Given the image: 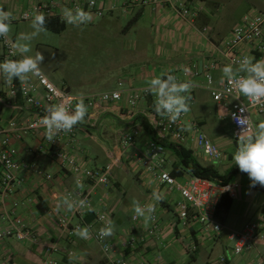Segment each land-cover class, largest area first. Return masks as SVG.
<instances>
[{
  "label": "crops",
  "instance_id": "obj_1",
  "mask_svg": "<svg viewBox=\"0 0 264 264\" xmlns=\"http://www.w3.org/2000/svg\"><path fill=\"white\" fill-rule=\"evenodd\" d=\"M41 1L47 4L53 3L59 15L64 7L71 8V0H0V7L5 11H11L16 17L11 25L26 24L31 23L32 19L20 21L19 17ZM96 1L98 6L105 10L104 16L96 18L91 24H86L87 26H92L100 20L105 21L107 18H110V21L114 18H131L120 33H112L115 37H122V40H129L127 45L123 44V47L119 42L121 47L115 48L111 53L119 60L117 67L112 65L116 67V73L112 75L117 80L111 84H96L95 87H76V93H72L69 86L58 85L49 76L47 77L56 86L67 89L77 97L81 93L88 97L121 92L122 99L119 102L101 104L100 108L94 111L88 109L84 122L75 126L77 141L75 155L84 166L89 169L94 166V169L99 170L115 163L109 189L106 192L95 191L93 194L94 212L106 210L111 212L110 220L115 225V231L112 237H108L109 240L120 252L121 240L134 228L132 216L135 212L129 215L128 211L134 208L133 200H137L141 205L155 204L162 227V239L159 241L147 239L142 242L139 258L154 262L160 258L158 254L171 250L172 254H175L174 260L166 263L160 258L166 264H189L191 261L197 262L198 259H202L205 264H264L263 241L254 242L251 248L241 255H235L234 242L229 239L232 231H241L248 223H264V192L250 186L251 181L246 173L240 172L232 181L238 186L236 197L232 198L229 212L224 217L217 218L223 224L224 230L215 235L198 224H182L176 210V204L182 200L179 193L170 192L165 186L159 184L151 173L134 160L135 150L132 147L123 146L120 141L124 132L135 125H143L144 122L148 124L150 114L156 113L154 108L156 98L149 92V95L145 96L135 109L134 120H126L124 115L131 111L128 105L129 95L134 90H148V81L160 76L161 73H169L174 75L178 82H188L192 85L190 111L185 121L188 138L184 147L191 150L197 161L204 166L219 164L220 169H217L221 174L227 173L235 166L233 154H227L224 151L225 158L221 162H213L204 156L196 147L193 131V126L198 124L210 137L204 130L207 126L205 120L198 119L194 115L192 106L205 97L213 101L205 82L206 75L210 74L213 85L218 87L226 81H221L223 67L231 64L229 56L231 53H228L224 43L231 37L239 22L231 27L232 18H221L217 14L225 8V0H200L204 9L194 25L167 8L136 7L124 13L123 7L129 0ZM59 20L62 21L61 17ZM132 21L134 22L130 24ZM133 28L137 30L132 32ZM204 29L207 31L204 32ZM2 54L0 47V56ZM233 54L234 52L231 56ZM235 54L253 56L249 45H242ZM211 66L214 68L211 69ZM194 73L198 75L194 76ZM32 80L31 77L29 81ZM9 86L0 77V93L5 97L8 96ZM242 97L247 103V98L243 95ZM213 103L219 116L229 121L235 141L234 128L229 119L231 102L218 104L213 101ZM251 113L255 125L264 121V113ZM31 117L30 111H18L0 105V123L4 129H7L12 121L23 122ZM89 120H97V125L91 127ZM44 137L45 131L40 130L36 134L25 136L21 142L15 143L19 160L28 162L31 170L19 172V178L23 180V183L9 204L11 205L14 201L19 203L15 210L16 216L20 217L43 243L48 241L58 243L60 251L50 256L58 264H104V256L92 237L88 240L76 235L70 239L59 237L58 220L69 211L66 206L60 207L59 211L56 208L66 198V192L73 191L76 184L74 176L63 171L52 157L39 154L38 147L42 144ZM151 140L150 135L143 131L136 140L137 149L145 150ZM168 156L172 162H175L169 153ZM171 168L172 166H169L167 169L170 171ZM39 171L51 175L52 179L46 181L43 176L36 173ZM1 175L0 168V179ZM154 190L164 194L163 202L153 200ZM1 212L0 208V216ZM87 222L92 224L93 232L101 227L94 222V216L91 213L87 216ZM77 223L79 221L74 219L73 224ZM2 227L0 219V228ZM150 227V222L145 223L142 217L136 225V235L139 238L145 237ZM193 248L196 250L193 251ZM183 257H187L189 262H183ZM46 259L43 246L14 239L0 241V264H43ZM222 259H225V262H222Z\"/></svg>",
  "mask_w": 264,
  "mask_h": 264
},
{
  "label": "built area",
  "instance_id": "obj_2",
  "mask_svg": "<svg viewBox=\"0 0 264 264\" xmlns=\"http://www.w3.org/2000/svg\"><path fill=\"white\" fill-rule=\"evenodd\" d=\"M90 0L81 2L80 0H71V8L79 6L86 11L93 13V21L104 16L105 10L98 6L95 0L92 6ZM136 7L151 8H167L176 13L180 18L185 19L189 24L194 25L197 18L201 15L204 6L200 0H129L123 7V12L132 11ZM53 3L47 4L43 1L35 4L30 10L24 12L19 17L20 21L31 20L33 15L39 11L43 12L46 17L58 18L61 15L56 10ZM92 21V22H93ZM91 22V23H92ZM89 23V24H91ZM207 29H204L206 32ZM14 39L8 36L6 39L0 38V47L3 54L0 56V62L5 58L20 59L17 54L12 56L14 51L11 44ZM242 45H249L252 48V55L256 59H264V14L252 13L244 15L241 22L234 28L232 35L228 38L224 46L228 53L234 54L230 56V62L233 66H238L245 55H236V51ZM214 68L213 66L210 67ZM188 75V73H185ZM198 73H194L197 76ZM242 75V74H240ZM33 80L25 85L19 82H13L9 86L8 96H0V105L9 107L18 111H30L32 117L23 122L12 121L7 129H4L0 123V168L2 175L0 179V208L2 210L0 219L3 227L0 228V241L6 239H14L18 241L31 242L36 246H43L47 259L43 264H58L50 256L60 251V247L55 241L43 243L40 238L32 232L28 225L18 216H16V208L19 203L9 201L18 192L19 186L23 180L19 178V172L30 171L31 165L28 162L20 161L19 152L16 142H21L23 138L29 134H36L40 130L45 129L40 126V119L46 114L45 107L50 104L65 102L69 106V110H74L77 102V96L72 95L67 89L56 86L43 72L42 77H32ZM206 84L208 86L211 98L215 103L231 102L229 119L234 128V137L238 140V134L242 131V126L238 125L233 118L236 116H248L251 125L255 126L252 120V113H264V101L260 104H254L247 98L244 102L242 94L238 92L234 84L227 80L218 87L213 85V78L210 74L206 75ZM118 93V98L113 96ZM107 95V99H105ZM149 95L147 89L134 90L129 95L130 112L124 117L128 121L135 118V109L145 96ZM85 97V96H84ZM239 97V98H237ZM122 99L121 92L103 93L97 96H86L85 104L88 109L98 110L101 104L117 103ZM22 102V103H21ZM245 107L247 111L241 113L240 108ZM187 114H182L176 123H170L167 117L154 113L148 117V125L151 127L157 140L149 141L145 150H138L136 140L144 131L143 125L138 124L124 132L120 141L125 147H132L135 150L134 160L137 164L144 167L146 171L151 173L159 184L165 186L170 192H177L182 200L176 204L177 216L179 221L184 224H198L206 231H212L215 235L220 234L224 230V226L216 217V207L223 194H228L230 198L236 197L237 185L234 183L225 186L217 185L211 181L199 177L184 175L183 177H175L167 168L173 166L172 160L168 156L166 148L159 141H170L174 144L184 146L188 136L186 133L185 121ZM97 120H89L91 127L97 125ZM195 134L194 142L197 149L213 162H221L225 155L210 140V138L202 131L198 124L193 126ZM3 136V138L1 137ZM76 127L70 133H60L53 142L49 141L46 136L42 144L38 147L39 154L52 157L58 166L65 172L74 176L75 184L79 179L83 184V188H76L73 191L66 192V198L69 200L85 199L93 208V194L95 191L106 192L111 186V178L115 163L106 166L103 169H89L81 163L76 155ZM43 176L46 181H50L52 176L43 172H36ZM147 205V204H143ZM142 205V206H143ZM94 209V208H93ZM93 214L94 222L104 227L110 220L111 212H89L87 208L69 213L62 216L58 220L60 228V238L70 239L75 236L74 230L77 227H88L94 242L100 247L104 256V264H166L160 258L154 262H149L142 257L139 258L140 246L147 239L159 241L162 239V227L157 215V209L153 213V218L149 220L151 227L147 231L145 237L139 238L136 235V225L142 217L132 216V224L134 228L120 242V252L109 238L100 239L98 236L99 229L92 231V224L87 222L88 214ZM135 217V218H134ZM77 219L79 223L73 224V220ZM100 227V228H101ZM229 239L234 242L233 252L235 255H241L245 250L251 248L254 242H264V223H248L241 231H232ZM196 250L193 248V251ZM72 255V253H70ZM225 262V259H222Z\"/></svg>",
  "mask_w": 264,
  "mask_h": 264
},
{
  "label": "clouds",
  "instance_id": "obj_3",
  "mask_svg": "<svg viewBox=\"0 0 264 264\" xmlns=\"http://www.w3.org/2000/svg\"><path fill=\"white\" fill-rule=\"evenodd\" d=\"M95 0H90V5ZM93 13L77 6L74 9L64 7L61 12V19L68 25L81 27L93 21ZM16 17L11 11H5L0 7V38L6 39L11 31L12 21ZM30 33H20L16 42L11 44L14 51L12 56L19 54L20 59L5 58L0 62V77L4 83L12 85L14 80H18L23 86L27 84L31 77H42V62L45 57L40 51L34 55H28L32 52L30 42L37 38L41 33L46 32V16L43 12L37 11L31 20ZM242 74V75H240ZM227 80L234 84L240 94L248 98L254 104H260L264 101V59H256L253 56H244L238 61V66L225 65L222 69L221 81ZM192 85L188 82H178L177 78L169 73H161L160 76L148 81V91L155 96V112L162 117H167L170 123H176L182 114L190 111V94ZM118 93L113 96L118 98ZM107 99V95L104 97ZM239 98V97H237ZM74 110H69L65 102L54 103L45 107V115L40 119L39 124L45 129L46 138L53 142L60 133H70L73 128L83 123L88 114V107L85 104L84 94L81 93L77 98ZM247 111L245 107L240 108V112ZM233 118L238 125L242 126V131L238 134V147L233 155L235 165L242 173H246L251 181V187L257 185L264 187V121L257 125H251L248 116H236ZM76 185L83 188L79 179ZM152 198L156 202H163L165 196L159 190L152 192ZM66 206L68 211L76 212L87 208L89 212L95 211L86 198L79 200H69L64 198L62 204H58L56 210ZM133 207L136 217H144L145 223L153 218L155 204L141 205L139 201L133 200ZM135 218V217H134ZM115 225L109 220L98 232L100 239L112 237L114 235ZM74 234L81 239L88 240L91 233L88 227H77ZM71 260L72 257L70 256Z\"/></svg>",
  "mask_w": 264,
  "mask_h": 264
},
{
  "label": "rangeland",
  "instance_id": "obj_4",
  "mask_svg": "<svg viewBox=\"0 0 264 264\" xmlns=\"http://www.w3.org/2000/svg\"><path fill=\"white\" fill-rule=\"evenodd\" d=\"M225 4V8L217 14L221 18H232L231 27L240 23L244 15L249 12L264 14V0H225ZM130 19L121 17L110 21V18H107L105 21H97L92 26L82 25L81 27L66 24V29L61 33L47 30L30 42L32 52L28 55H34L36 51L42 52L45 57L41 65L42 71L56 84L69 86L72 93H76V87L86 88L95 87L96 84H111L117 80L112 74L116 73L117 63H119V60L111 54L112 50L121 45L123 47V44L127 45L129 42L126 39L122 40V37H115L112 33H120ZM30 25L31 23L13 24L9 35L15 37L16 42L20 30H22L21 33L33 31ZM135 30L137 29L133 28L132 32ZM192 109L198 119L205 120L207 126L204 130L211 137L210 140L221 152L234 155L238 140L234 141L229 121L219 116L213 101L205 97L201 102L192 106ZM215 139L220 140L215 142ZM214 166L220 169L219 164L215 163ZM91 167L94 169V166ZM133 213L134 208L129 209L128 214ZM157 256L166 263L175 258L171 250ZM182 261L189 262V259L183 257ZM189 264L205 263L202 259H198L197 262L191 261Z\"/></svg>",
  "mask_w": 264,
  "mask_h": 264
},
{
  "label": "trees",
  "instance_id": "obj_5",
  "mask_svg": "<svg viewBox=\"0 0 264 264\" xmlns=\"http://www.w3.org/2000/svg\"><path fill=\"white\" fill-rule=\"evenodd\" d=\"M134 21L130 22L132 24ZM46 28L47 30L54 33H61L66 29V23L60 21L58 18L46 17ZM17 83V82H16ZM0 96H3L0 93ZM143 122V121H142ZM144 131L147 132L152 140H157L151 127L144 122ZM167 150V152L175 159L173 162L171 174L175 177H183L189 175L192 177H199L207 179L214 184L225 186L232 183L235 176L241 171L238 166L235 165L227 173L221 174L214 165L204 166L200 164L195 158L191 150L184 146L174 144L170 141H159ZM257 191L264 192V187L259 185L253 187ZM232 205V198L228 194H223L216 207V217H224L230 210Z\"/></svg>",
  "mask_w": 264,
  "mask_h": 264
}]
</instances>
